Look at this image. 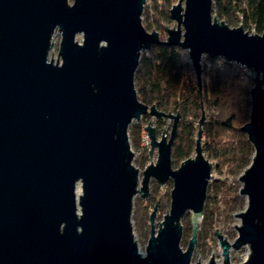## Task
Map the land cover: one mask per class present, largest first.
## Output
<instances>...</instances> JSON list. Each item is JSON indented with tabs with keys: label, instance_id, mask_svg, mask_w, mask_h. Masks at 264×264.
Masks as SVG:
<instances>
[{
	"label": "water",
	"instance_id": "water-1",
	"mask_svg": "<svg viewBox=\"0 0 264 264\" xmlns=\"http://www.w3.org/2000/svg\"><path fill=\"white\" fill-rule=\"evenodd\" d=\"M144 4L0 0V264H191L213 169L202 148L205 113L194 156L173 169L180 115L143 103L134 85L141 53L162 43L142 23ZM212 4L178 0L169 10L175 26L163 25V43L187 51L199 93L204 56L254 74L248 121L240 128L254 150L238 178L246 208L234 215L240 224L233 243L217 229L213 237L223 264L230 249L244 246V264H264V30L231 28L212 14ZM56 29L61 40L54 61ZM144 115L172 124L159 140L150 120L144 127L148 157L156 150L157 159L140 177L128 128ZM151 179L159 186L172 181L170 209L155 231V204L142 255L133 235V199L149 196ZM187 211L191 236L183 250ZM208 264H215L212 257Z\"/></svg>",
	"mask_w": 264,
	"mask_h": 264
},
{
	"label": "trees",
	"instance_id": "trees-1",
	"mask_svg": "<svg viewBox=\"0 0 264 264\" xmlns=\"http://www.w3.org/2000/svg\"><path fill=\"white\" fill-rule=\"evenodd\" d=\"M171 2L155 0L148 8L145 7L142 16L147 30L161 31L163 24L171 21ZM212 14L229 27L241 24L244 31L257 34L264 30V0H213ZM161 41L141 53L134 75L138 99L147 105H155L160 111L180 115L171 149L172 158L179 162L194 154L196 124L202 109L213 112L214 116L209 121L205 120L202 136L206 132L209 138L215 137L212 141L202 143L203 153L212 161L214 172L221 173L223 168L226 172L224 177L209 181L204 215L197 234L199 237L205 231L208 232L220 208L230 213L243 207L244 197L237 191L232 192L231 184L226 179L238 177L250 164L254 154L246 135L240 129L248 120L249 91L238 81L236 64L219 57L205 56L203 68L207 81L199 93L185 52ZM216 114L220 119H216ZM129 131L139 139L140 127L131 126ZM217 131L225 137L216 135ZM138 164L141 162L138 161ZM144 209L143 203L137 202L132 210V219L138 226L140 218L146 217Z\"/></svg>",
	"mask_w": 264,
	"mask_h": 264
},
{
	"label": "rangeland",
	"instance_id": "rangeland-1",
	"mask_svg": "<svg viewBox=\"0 0 264 264\" xmlns=\"http://www.w3.org/2000/svg\"><path fill=\"white\" fill-rule=\"evenodd\" d=\"M155 0H145V4L143 6V11L145 10V7L148 8L150 4L153 3ZM178 2V0H172L171 5H174ZM69 3L72 4V0H69ZM171 8V7H169ZM170 10V9H169ZM143 14V12H142ZM142 23H143V16H142ZM144 25V23H143ZM168 28H172L175 26V23L173 21H170L168 23H164ZM238 24L237 26H239ZM235 26V27H237ZM233 28V27H231ZM149 32L152 31V29L148 30ZM153 31H157L160 35L161 40H166V33H165V27L163 26V29L160 31L159 29H153ZM253 31H251L252 33ZM249 33V32H248ZM61 40V33L56 29L52 35V45L50 47L49 51V58L56 61L57 59V54H58V48H59V43ZM76 40L78 42H81L82 36L77 35ZM185 52V58L187 62L190 65V61L188 58L187 51ZM205 57V56H204ZM203 57V58H204ZM203 58L201 60V66L203 69L202 73V89L204 83H206V73L204 72L203 68ZM191 69V66H190ZM191 75L193 76V79L195 80L194 73L191 69ZM239 75H240V70L238 69V81L241 86L249 89L253 86V72L251 71L249 79L247 82H240L239 80ZM202 91V90H201ZM250 100V97H249ZM150 106V105H149ZM172 113V112H171ZM205 113V120L209 121L212 116H214L213 112L204 110ZM175 114V113H173ZM201 116V113H200ZM249 117V114H248ZM200 118V117H199ZM216 119H220V116L216 114ZM149 120L152 122V126L155 128L156 131V137L159 140L160 136L163 132V129L165 130L166 128L168 129V134L171 128L172 120L170 119H155L152 116L149 115H144L142 116L139 120H134L129 127L131 126H138L141 129L139 139L135 138L130 134L129 128H128V139H129V144L131 147V150L133 152V165L139 170V175L141 177V172L151 163H155L157 159V151L154 150L152 153L151 157H148V149H149V140L147 138V132L144 130V127L146 124L149 122ZM248 121V120H247ZM246 121V122H247ZM245 122V123H246ZM244 123V124H245ZM168 125V126H167ZM204 126V125H203ZM203 128V127H202ZM196 130H198V123L196 124ZM216 135H219L220 133L217 131L215 132ZM220 137H225V135H219ZM217 136V137H219ZM215 136L209 138L206 135L202 136V143L203 142H208L212 141ZM136 140L138 144L136 145ZM218 141V140H217ZM194 154H192L190 157H193ZM146 157V158H145ZM138 161L141 162V164H138ZM210 161V160H209ZM212 163V161H210ZM181 162L179 161H174V159L171 156V166L173 169H177L178 166L180 165ZM225 169H222V172H214L212 169V178L211 180H214L215 178H222L224 177ZM242 174V173H241ZM240 174V175H241ZM239 175V176H240ZM238 177L236 178H231L227 177L226 181L231 184V191H237L239 194V190L241 188V183L238 181ZM210 180V181H211ZM172 190V181L169 180L164 186H159L158 183H156L155 180L151 179L150 184H149V196L146 199H141L139 195H136L133 199V208L135 207V204L138 202L143 203L145 209L143 213H146V217L144 216L143 218H140V225L136 223L134 219H132V228H133V235H134V240L137 243L138 246V251L144 255L145 254V246L147 244V240L149 238V232H150V224H149V216L151 214L152 209L155 207V204L157 203L156 206V211L154 215V230L156 231L159 228V223L163 221V216L168 214L169 209H170V191ZM138 200V201H137ZM246 208V199L244 197V204L241 209L235 210L234 212H230L227 210H223V208H220V211L218 215L215 217L212 225L209 227L208 232L202 235V236H197V241L193 249V253L191 256V264H196L199 262L200 264H208L210 261V258L212 257V260H217L219 264H223V257L221 253V249L218 246V241L213 237L214 231L217 229L219 230L223 237L229 242L233 243L237 237V231L234 225L238 226L240 224L239 218L237 216L235 217V214H238L242 211H244ZM167 210V213H166ZM133 214V213H132ZM140 216V212H139ZM138 216V218H139ZM190 216L191 212L187 211L183 218L181 219V225L183 229L182 233V239L180 242V246L183 250H185L188 240L190 239L191 236V226H190ZM137 218V219H138ZM157 223V225H156ZM208 229V228H207ZM197 253V256H196ZM213 254V256H212ZM249 254V250L247 246L241 247L239 250H229V264H244V262L247 259V256ZM199 259V260H198Z\"/></svg>",
	"mask_w": 264,
	"mask_h": 264
},
{
	"label": "built area",
	"instance_id": "built-area-1",
	"mask_svg": "<svg viewBox=\"0 0 264 264\" xmlns=\"http://www.w3.org/2000/svg\"><path fill=\"white\" fill-rule=\"evenodd\" d=\"M254 32H252L253 34ZM238 69L240 70V75H239V80L240 82H247V80L249 79L250 73L251 71L246 68L245 66H239L237 65Z\"/></svg>",
	"mask_w": 264,
	"mask_h": 264
},
{
	"label": "bare ground",
	"instance_id": "bare-ground-1",
	"mask_svg": "<svg viewBox=\"0 0 264 264\" xmlns=\"http://www.w3.org/2000/svg\"><path fill=\"white\" fill-rule=\"evenodd\" d=\"M213 261H214L215 264H219V263L217 262V260H213Z\"/></svg>",
	"mask_w": 264,
	"mask_h": 264
}]
</instances>
